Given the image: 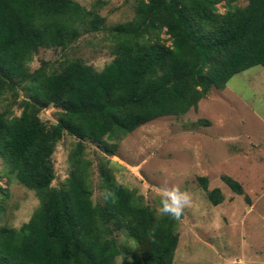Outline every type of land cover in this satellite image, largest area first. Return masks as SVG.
Here are the masks:
<instances>
[{
    "label": "trees",
    "instance_id": "1",
    "mask_svg": "<svg viewBox=\"0 0 264 264\" xmlns=\"http://www.w3.org/2000/svg\"><path fill=\"white\" fill-rule=\"evenodd\" d=\"M238 1L138 0L131 20L109 28L114 57L102 70L66 55L32 71L39 48L67 49L105 20L77 0H0V99L12 95L22 107L19 115L0 111V157L40 200L21 227L0 226V264H117L119 230L138 241L144 264H173L178 219L157 213L104 165L103 200L94 202L85 141L114 153L140 125L184 114L212 87L264 67V0ZM48 105L61 108L51 125L40 117ZM65 132L77 142L56 186L52 155ZM222 179L244 193L232 176ZM200 181L215 205L223 201L220 188Z\"/></svg>",
    "mask_w": 264,
    "mask_h": 264
},
{
    "label": "rangeland",
    "instance_id": "2",
    "mask_svg": "<svg viewBox=\"0 0 264 264\" xmlns=\"http://www.w3.org/2000/svg\"><path fill=\"white\" fill-rule=\"evenodd\" d=\"M77 1L99 12L106 27L84 32L64 50L39 48L29 63L30 70L43 61L55 63L66 55L80 57L98 70L113 59L109 28L131 20L138 0ZM247 2L239 0L238 4ZM218 7L220 11L226 9L223 2ZM226 87L240 97H232ZM19 95L21 98L22 89ZM14 99L12 95L2 97L0 111L10 108L12 114L19 115L22 107ZM60 111V107L48 105L40 111V117L51 125L59 120ZM76 142L77 138L65 132L56 143L53 185L61 186L68 177L69 155ZM85 144V155L91 161L94 202L103 200L101 165L110 167L120 183L139 193L157 213L165 189L178 187L189 194L190 204L178 218L179 240L173 264H264L262 65L235 74L222 89L212 87L196 107L184 114L162 116L140 125L119 140L114 153H106L103 144L89 139ZM224 174L238 180L244 193L233 191L223 181ZM202 176L207 177L209 190L221 189V203L215 205L209 199L200 181ZM39 204L36 192L11 174L7 161L0 157V226L21 227ZM116 235L121 247L117 264H144L138 241L121 230Z\"/></svg>",
    "mask_w": 264,
    "mask_h": 264
},
{
    "label": "clouds",
    "instance_id": "3",
    "mask_svg": "<svg viewBox=\"0 0 264 264\" xmlns=\"http://www.w3.org/2000/svg\"><path fill=\"white\" fill-rule=\"evenodd\" d=\"M190 204V196L182 192L178 187L165 189L161 195L158 211L164 215L178 219L187 205Z\"/></svg>",
    "mask_w": 264,
    "mask_h": 264
},
{
    "label": "crops",
    "instance_id": "4",
    "mask_svg": "<svg viewBox=\"0 0 264 264\" xmlns=\"http://www.w3.org/2000/svg\"><path fill=\"white\" fill-rule=\"evenodd\" d=\"M225 89H228L229 91H232V97L235 96L236 94L240 97V95L238 93H236L234 90H231V89H229L227 87ZM251 111L255 113V109H252Z\"/></svg>",
    "mask_w": 264,
    "mask_h": 264
}]
</instances>
